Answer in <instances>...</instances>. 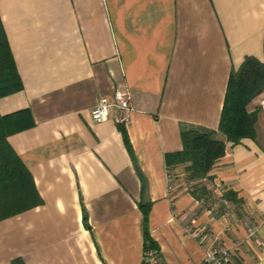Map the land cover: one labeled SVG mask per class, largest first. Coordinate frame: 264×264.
<instances>
[{
    "label": "crops",
    "instance_id": "crops-1",
    "mask_svg": "<svg viewBox=\"0 0 264 264\" xmlns=\"http://www.w3.org/2000/svg\"><path fill=\"white\" fill-rule=\"evenodd\" d=\"M0 20L22 83L0 116L37 195L0 220V264H144V214L163 264H201L204 236L264 264L262 92L252 138L217 132L230 74L264 63V0H0ZM117 92L129 125L94 123ZM186 132L225 143L199 185L166 166Z\"/></svg>",
    "mask_w": 264,
    "mask_h": 264
},
{
    "label": "trees",
    "instance_id": "trees-1",
    "mask_svg": "<svg viewBox=\"0 0 264 264\" xmlns=\"http://www.w3.org/2000/svg\"><path fill=\"white\" fill-rule=\"evenodd\" d=\"M0 20V99L18 93L22 83ZM222 106L217 132L226 142L237 144L244 138L254 135L256 113H249L248 105L264 90V63L254 58H246L237 71L230 74ZM15 115L0 116V220L29 209L33 202L30 197L37 196L33 190L32 179L17 156L7 146L6 137L18 131ZM209 135L186 132L181 135L182 150L166 155V166L184 165L188 182L199 185L208 176L214 163L224 156L225 143ZM193 186L196 199L203 198L207 191L204 186ZM225 200L233 201L231 195ZM146 213V211H144ZM144 214V253L148 250L158 252L149 237Z\"/></svg>",
    "mask_w": 264,
    "mask_h": 264
},
{
    "label": "built area",
    "instance_id": "built-area-1",
    "mask_svg": "<svg viewBox=\"0 0 264 264\" xmlns=\"http://www.w3.org/2000/svg\"><path fill=\"white\" fill-rule=\"evenodd\" d=\"M130 97L127 93L117 92L112 101L107 98H100L95 107L90 112V117L94 123H104L110 119L128 126L131 122L132 109ZM264 108V91L260 95L259 108ZM204 259L201 264H232L239 247L231 250L220 246L215 238L204 236ZM159 252L148 250L144 253V264H163L159 258Z\"/></svg>",
    "mask_w": 264,
    "mask_h": 264
},
{
    "label": "rangeland",
    "instance_id": "rangeland-1",
    "mask_svg": "<svg viewBox=\"0 0 264 264\" xmlns=\"http://www.w3.org/2000/svg\"><path fill=\"white\" fill-rule=\"evenodd\" d=\"M262 91H264V90H262Z\"/></svg>",
    "mask_w": 264,
    "mask_h": 264
}]
</instances>
